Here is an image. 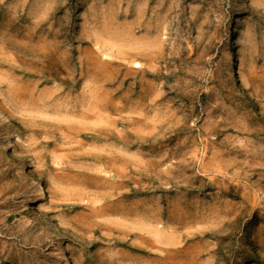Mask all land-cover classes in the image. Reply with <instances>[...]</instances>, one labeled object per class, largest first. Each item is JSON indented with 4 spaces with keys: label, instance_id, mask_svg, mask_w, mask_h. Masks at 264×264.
Segmentation results:
<instances>
[{
    "label": "rangeland",
    "instance_id": "1",
    "mask_svg": "<svg viewBox=\"0 0 264 264\" xmlns=\"http://www.w3.org/2000/svg\"><path fill=\"white\" fill-rule=\"evenodd\" d=\"M0 105V264H264V0H0Z\"/></svg>",
    "mask_w": 264,
    "mask_h": 264
},
{
    "label": "bare ground",
    "instance_id": "2",
    "mask_svg": "<svg viewBox=\"0 0 264 264\" xmlns=\"http://www.w3.org/2000/svg\"><path fill=\"white\" fill-rule=\"evenodd\" d=\"M236 1L240 2V5L242 7L247 5V0H236ZM226 35H227V37L229 35L228 29L226 30ZM231 53H232V55H235L234 56V68H236V69L240 68L241 64H242L241 54L235 48H232ZM135 65L139 66L138 63H136ZM228 85L234 90V92L236 93L238 98L243 100V102L248 106V109L251 112L252 116L257 117L259 114V111H258L256 105L254 104V102L250 98V96L247 94L245 89L235 80L234 76L229 77ZM0 120L5 122L6 124H10V125L14 124V119L11 116V114L7 110H5L1 105H0ZM2 144H3L4 148L9 152V154L13 158H17L18 153L8 138H3ZM16 161L20 167L24 168V166L22 165L21 162H19L18 160H16ZM27 170H28V173H27L28 178L27 179H28L29 187L27 189V193L25 196V202L32 204L35 200L41 198V184L35 178V176L33 175V172L30 169H27ZM36 209L38 211H40L41 218L43 219V221L46 220L49 223L54 222L55 226L57 228H63V223L60 220H57L50 215L44 214L43 208L40 204H38L36 206ZM62 264H68L67 260H64L62 262Z\"/></svg>",
    "mask_w": 264,
    "mask_h": 264
}]
</instances>
